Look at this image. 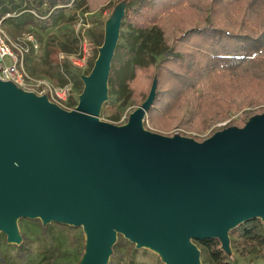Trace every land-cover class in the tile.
Listing matches in <instances>:
<instances>
[{"label":"water","instance_id":"obj_1","mask_svg":"<svg viewBox=\"0 0 264 264\" xmlns=\"http://www.w3.org/2000/svg\"><path fill=\"white\" fill-rule=\"evenodd\" d=\"M129 2V1H128ZM125 6L103 39L73 109L0 79V232L19 244L18 219L82 226L80 264H108L122 235L164 264H199L195 240L264 222V112L197 141L142 126L155 96L118 126L99 119Z\"/></svg>","mask_w":264,"mask_h":264},{"label":"trees","instance_id":"obj_2","mask_svg":"<svg viewBox=\"0 0 264 264\" xmlns=\"http://www.w3.org/2000/svg\"><path fill=\"white\" fill-rule=\"evenodd\" d=\"M107 1L0 0V17L12 14L3 23L9 21L16 29L37 24L45 30L64 18L73 20L71 12L78 9L101 10ZM72 41H76L74 36ZM99 45L89 40L84 74L91 70ZM65 51L71 53L69 48ZM56 53L54 61L62 79H52L60 85L71 80L78 96L83 88L79 72L66 60L59 63ZM114 63L121 69L131 67L132 76L125 86L136 106L146 98L155 80V96L146 113L151 127L202 133L229 118L226 127H242L250 116L264 112V0H129L111 61L110 101L121 94L113 81ZM76 102L77 98L71 97L68 106L74 107ZM22 221L48 234L50 225H42L39 219ZM229 235L235 252L252 257L253 264H264V222L259 218L245 221ZM21 237L23 241L13 248L15 258L23 261L33 251L24 231ZM194 243L204 263L236 264L228 259L216 238ZM123 250L128 264L146 252L118 235L108 264H120ZM0 264H5L2 257Z\"/></svg>","mask_w":264,"mask_h":264},{"label":"rangeland","instance_id":"obj_3","mask_svg":"<svg viewBox=\"0 0 264 264\" xmlns=\"http://www.w3.org/2000/svg\"><path fill=\"white\" fill-rule=\"evenodd\" d=\"M5 1L6 0H3V3ZM128 1L129 0H109L103 4L101 10L87 12L78 9V11L76 10L71 12V14H73V17H75L77 13L80 15L86 13L85 19L90 24V28L88 29V41L92 39L101 43L103 39L105 22L114 12V10L125 6L126 2ZM73 20L68 22L66 18H64L63 21L45 30L39 29L37 24H31L24 29H16L9 23V21L4 22L2 27L4 31L11 37H14L22 32H31L34 35V37L39 42L40 49L37 53L31 54L26 60V72L32 77L45 79L53 84H56L52 78L62 79V76L58 73V67L55 65V52L57 51L56 57L57 61L60 63L65 59L59 58V54L69 53L65 51L67 48L71 49V52H75L77 49V40L72 41L74 36ZM62 46H64L65 50H62ZM5 60L9 63L7 58ZM87 67L88 65H86L84 68L75 69V67H73L72 69L78 71L79 75L81 76L84 75ZM112 74L115 87L116 89H119L121 94L118 97H112V101H110V97L107 95L106 100L101 105L99 119L114 125L123 126L128 122L130 114L137 108L134 102H131L128 88L125 86V81L130 79L132 76V69L130 66L121 69V66L117 67L116 63H114L112 65ZM70 82L72 84L71 80ZM72 93L73 96L77 98V91L75 89H73ZM236 116L237 114L232 116V118ZM230 119L231 118L217 122L202 133L186 131L178 127L166 131L157 130L151 127V125L148 123L147 117L143 118L142 126L144 129L167 136L180 134L183 136L192 137L197 141H201L214 132L226 128V124ZM22 220L26 219H18L16 221L17 232L21 235V231H24L28 238L26 243L30 245L33 252L29 254V256L23 261L16 259L13 245H19L23 239L20 238L19 244L11 243L7 241L6 235L3 232H0V257L3 258L5 264L81 263L86 251V235L82 226L75 227L51 222L45 225H50L48 228V234L45 235L41 232L40 228L36 227L31 222H24ZM40 223L42 224L41 221ZM228 237V245L222 248L228 259L232 262H235L236 264H253L254 260L252 257L248 255H239L233 250L231 246L230 235H228ZM137 249H145L146 252L142 253V257L139 258L138 261L132 262V264H164L160 256L150 248L141 247ZM123 255L124 257H122V262L120 264H128V257L125 252ZM203 261V254L199 253V264H206Z\"/></svg>","mask_w":264,"mask_h":264},{"label":"built area","instance_id":"obj_4","mask_svg":"<svg viewBox=\"0 0 264 264\" xmlns=\"http://www.w3.org/2000/svg\"><path fill=\"white\" fill-rule=\"evenodd\" d=\"M78 11V10H77ZM33 14L34 11H31ZM85 14L77 13L73 20V34L77 40L75 52L59 54V58L65 59L72 67L84 68L88 65L89 22ZM12 14L6 13L0 17V79L13 82L18 87L33 91L36 94H47L49 99L65 109H73L68 106L73 96V86L70 81L65 84H53L45 79L35 78L26 72L25 63L27 57L37 53L40 49L38 40L31 32H22L11 37L3 29V21ZM9 60V63L5 59Z\"/></svg>","mask_w":264,"mask_h":264}]
</instances>
